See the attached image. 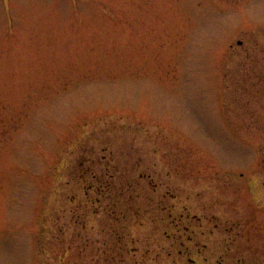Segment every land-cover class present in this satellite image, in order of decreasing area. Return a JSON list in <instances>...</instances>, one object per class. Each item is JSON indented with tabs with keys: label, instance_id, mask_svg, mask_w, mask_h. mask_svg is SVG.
<instances>
[{
	"label": "rangeland",
	"instance_id": "374dc122",
	"mask_svg": "<svg viewBox=\"0 0 264 264\" xmlns=\"http://www.w3.org/2000/svg\"><path fill=\"white\" fill-rule=\"evenodd\" d=\"M0 264H264V0H0Z\"/></svg>",
	"mask_w": 264,
	"mask_h": 264
}]
</instances>
